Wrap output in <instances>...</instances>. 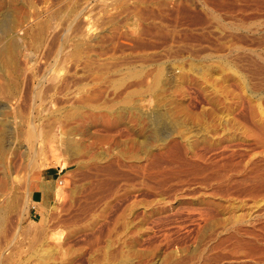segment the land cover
Here are the masks:
<instances>
[{
	"label": "rangeland",
	"instance_id": "obj_1",
	"mask_svg": "<svg viewBox=\"0 0 264 264\" xmlns=\"http://www.w3.org/2000/svg\"><path fill=\"white\" fill-rule=\"evenodd\" d=\"M0 23V264L264 261V0H0Z\"/></svg>",
	"mask_w": 264,
	"mask_h": 264
},
{
	"label": "crops",
	"instance_id": "obj_2",
	"mask_svg": "<svg viewBox=\"0 0 264 264\" xmlns=\"http://www.w3.org/2000/svg\"><path fill=\"white\" fill-rule=\"evenodd\" d=\"M58 177L59 170L55 166L42 167L32 173L28 183L31 216H41L52 205Z\"/></svg>",
	"mask_w": 264,
	"mask_h": 264
},
{
	"label": "bare ground",
	"instance_id": "obj_3",
	"mask_svg": "<svg viewBox=\"0 0 264 264\" xmlns=\"http://www.w3.org/2000/svg\"><path fill=\"white\" fill-rule=\"evenodd\" d=\"M5 22L6 21H4V24H5ZM3 23V22H2ZM8 23H6V25H7ZM0 27H1V23H0ZM3 27H5V26H3ZM3 27H2V29H3ZM9 27V26H8ZM4 30H5V28H4ZM8 30V29H7ZM10 30V29H9ZM2 31V30H1ZM2 33H3V31H2ZM7 33V32H6ZM2 49V48H1ZM4 50V49H3ZM3 50H2V52H3ZM160 119V118H159ZM3 124V123H2ZM3 132V131H2ZM7 134V133H6ZM65 142V141H64ZM69 143V142H68ZM64 145V144H63ZM68 150V149H67ZM62 168H63V166H62ZM17 181V180H16ZM59 184V183H58ZM6 187V186H5ZM58 191V190H57ZM58 192H60V191H58ZM2 193V192H1ZM56 196H57V194H56ZM5 204H6V202H5ZM10 204V203H9ZM3 216V215H2ZM4 219L3 218H0V225L2 224V223H4ZM3 226V225H2ZM6 233V232H5ZM53 238V237H52ZM257 245V244H256ZM2 248V247H1ZM254 248H256L259 252H260V256H264L263 254H264V246L263 245H261V244H258L257 246H255ZM259 252H256V254L257 253H259ZM258 256V255H257ZM259 256V257H260ZM264 261L262 260L261 261V258H259V260H257V261H253V262H250V263H248L247 261H245V260H241L240 261V263H238V264H264L263 263Z\"/></svg>",
	"mask_w": 264,
	"mask_h": 264
}]
</instances>
